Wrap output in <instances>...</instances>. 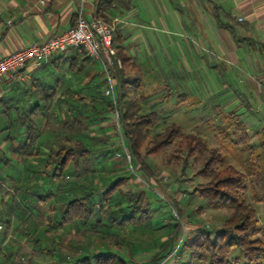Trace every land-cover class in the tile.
Instances as JSON below:
<instances>
[{
    "label": "rangeland",
    "instance_id": "rangeland-1",
    "mask_svg": "<svg viewBox=\"0 0 264 264\" xmlns=\"http://www.w3.org/2000/svg\"><path fill=\"white\" fill-rule=\"evenodd\" d=\"M155 1L157 2L154 3ZM152 3L157 6L154 15L138 19L137 25L141 28L129 27L128 30H134L131 38L135 37V30H137L144 36H162L164 42L172 38L176 43L179 42V47L171 57L167 55L168 51L162 49L156 53L155 57H148L147 52L143 51L146 58H149L145 64L146 67L135 58L147 79L152 78L151 81H154L152 83L149 80L150 83L148 82L145 87V102L141 113H156L159 116L160 122L155 132L162 131L170 124H176L183 128L186 134L194 133L204 137L211 147H221L219 128L224 125L221 118L236 114L232 111V107H229L233 100L234 91L232 90L234 89L222 92L219 89L215 90L214 86L220 85L222 79L228 81V78H231L229 71L223 75V78H220L215 67H221V65L211 64L213 66L208 65L205 69L195 70L192 74L185 75L184 66H188V63L195 68L197 64H200L201 56L219 63L218 54L203 48L199 38L196 37L197 42L193 36H189L183 25L184 18L180 17L188 11L183 6L177 9L174 23H171L166 14L168 12L166 3H161L159 0H153ZM196 21L200 19L197 18ZM126 23L119 25L124 35L126 32L124 28L129 25ZM173 31L181 32L173 36ZM131 38L124 39L123 43L131 44ZM180 46L181 48L185 46L186 50L190 47L192 58L189 57L188 52L184 55ZM83 58L84 55L79 54V59ZM70 64V61H65L60 71L50 69L41 75L47 76L48 73L53 72L56 75L52 76V80H62L58 95L49 110V120L52 123L51 132L56 136L54 141L44 136L41 146L37 148L42 150V162L38 163V160L24 163L21 157L14 155L10 148L11 142L17 144V140L22 137L20 124L16 121L17 111L13 109L10 113H6V104L0 102V156L2 152H6L10 160L7 166L1 163L2 161L0 162V185L2 187L0 188V225L3 226V229H0L2 252L0 253V264H72L86 255H97L110 251L120 256L127 264H156L157 262L158 264H200L192 259L189 252H185L180 259L177 249L175 256L168 262L166 256L170 254L176 241L189 240L199 232L213 234L221 229L226 219L230 217V213L226 209L210 207L206 201L194 196V188L204 183L205 179L195 176L190 168L182 172L180 166L168 162L163 154L146 159L155 174L149 176L152 182V187L149 188L150 183L146 178L134 175L131 165L118 158L117 154L121 151L118 145L120 138L117 137L112 120L109 119L104 125L102 124L103 127L92 130L90 136H86L83 132L66 130L63 122L71 119V115H75L73 112L76 113L77 107H80L73 98V92L79 90L80 94L86 98L85 102L88 105L85 104L86 107L82 105L81 108L91 118H94V106L103 109L107 104L106 100L101 99L102 87L98 90L100 93H89L88 89L102 84L101 66L88 61L83 73H77L70 70ZM227 68L229 69V66L224 67L225 70ZM152 71L154 73L150 74ZM87 74H92L93 78L90 80ZM188 78L191 84H188ZM28 83H31V80ZM206 83L214 89L211 96L204 88ZM168 85L170 88H165ZM7 86L6 84L3 87ZM181 86L183 89L180 88ZM23 88L21 87L20 90ZM119 90L121 92L120 87ZM28 92L20 94L24 98L19 102L21 111H26L31 106L27 102L30 97ZM240 93L242 95L244 91L240 89ZM16 94L17 91H12L4 97L8 105L14 106L13 101H18ZM168 94L171 95L170 98L166 97ZM177 95H185L189 99L179 104ZM60 99H63L64 103H59ZM242 99L250 105L242 103L239 106L240 112L243 111L239 114V119L247 124L251 142L259 148V154L264 160V149L258 141L259 134L264 129V101H261V105H256L254 98L249 94H245ZM212 117L213 120L210 119ZM66 138L73 142L80 139L95 151L107 148V155L103 156V159L90 156L86 163H82L79 176L74 174L65 180L50 183L46 174H41L39 171L44 169L45 159L50 151L64 146ZM224 149L226 159L237 168L244 169L241 153L231 145L226 147L224 145ZM8 177L14 179L15 182L6 183L1 180ZM124 178L128 181L122 184L121 190L126 195L116 194L111 198V203H106L103 208L110 210L112 215L116 216L118 214L116 206L120 204L123 209L128 210L129 202L138 195H142L141 204H144L150 212V219L145 225L128 227L123 230L113 226L111 220L103 218L100 213H97V217L87 227H84L80 221L66 227L59 225L61 212L68 198H81L92 193L95 195L94 203L98 211L102 205L100 201L103 200L104 192L117 180ZM248 182L249 200L253 202V195H263L264 187L257 184L255 177H250ZM250 184H254V187L252 188ZM17 189H19V194ZM50 193L54 194V198L47 203L41 202L40 198L46 199ZM14 194L16 197L13 196ZM14 198L15 206L13 205ZM51 206H54V210L50 208ZM255 207L260 220L264 223V205L255 204ZM119 218H122V215ZM8 220L11 223V230H7ZM176 227L179 232L177 239L174 237ZM115 235L120 238L122 249L116 246L113 237ZM259 238L264 240V235ZM160 260L163 261L159 262Z\"/></svg>",
    "mask_w": 264,
    "mask_h": 264
},
{
    "label": "trees",
    "instance_id": "trees-1",
    "mask_svg": "<svg viewBox=\"0 0 264 264\" xmlns=\"http://www.w3.org/2000/svg\"><path fill=\"white\" fill-rule=\"evenodd\" d=\"M217 19L221 27L230 29L233 36H236L235 30L228 24H222L218 15ZM117 41L118 36L115 39V47L123 62V69L118 71L117 74L121 88L118 97V110L120 112L122 133L128 151L132 156L133 172L146 178L150 183L149 188H151L152 182L149 176L155 174L150 169L146 159L163 154L168 162L180 166L182 172H186L190 168L195 176L205 179L204 183L198 184L194 188V196L206 201L210 207L226 209L230 213V217L226 219L221 229L213 234L199 232L193 238L183 240L182 243L174 242L170 254L166 257L172 255V252L177 249L180 259H182L185 252H189L192 259L200 264H264V240L259 238V236L264 235V223L260 220L255 207V204L264 205V192L263 195H253L254 203L251 202L249 200L248 182L250 177H255L257 184L264 187V160L259 154V148L251 142L248 127L240 121V116H225L223 119L224 125L219 128V137L223 147H211L204 137L194 133L186 134L183 128L176 124H170L162 131L155 132V128L160 122L159 116L156 113H141L145 102L142 70L126 53L125 49L117 45ZM70 52H76V54L78 52L84 55L83 59L71 58L70 61V70L83 73L85 64L91 59L82 50L74 49ZM63 62H65L63 57H55L50 63L43 64L39 71L32 75L31 83H28L29 85L26 88L15 90L17 91L18 101H13L14 106L8 105L7 100L4 98L0 100L7 106L6 113H10L13 109L17 111L16 121L20 124L22 137L17 140V144L11 142L10 148H12L16 157L22 158L24 163L38 160V163L42 162V150L37 149L38 146H41L44 136L47 139H52L51 141H54L56 136L51 132L52 123L49 120V110L58 95V88L61 86L62 80H52V76L56 75L53 72L48 73L47 76L41 75L50 69L60 71ZM87 76L90 80L93 78L92 74H87ZM100 87L102 89L104 87L103 80L101 85L93 88L89 87V93H100L98 91ZM25 92L30 94L27 102L31 106L28 110L21 111L19 102L24 98L20 94L23 95ZM101 97V99L106 100L107 104L103 109L94 106L93 111H95V114L94 118H91L81 108L82 105L87 104L85 102L86 98L80 94L79 90L73 92V98L79 103L80 107H77L76 113L73 112L75 115H71V119L63 122L65 129L78 133L83 132L86 136H90L92 130L103 127L102 124L104 125L109 119L112 120L115 128L113 120L115 106L112 100L104 95V89ZM62 102L63 99H60L59 103ZM117 137H119L118 132ZM59 139L57 140L58 143ZM258 141L264 149V129L260 132ZM64 144L59 149L50 151L45 159V171L44 169L39 171L41 174H46L50 183L65 180L74 174L79 176L78 173L82 168V163H86L90 156L103 159L102 157H106L108 150L102 148L95 151L80 139L73 142L71 139L66 138ZM118 145H120L119 151L122 152L121 140L118 141ZM224 145L225 147L231 145L241 153L244 169L237 168L226 159ZM0 162L6 166L10 163L6 152H2ZM1 180L6 183L15 182L10 177ZM127 181V178L119 179L104 192L103 200L100 201L102 205L98 211L95 207L96 203H94L95 195L92 193L81 198H68L61 212L59 225L66 227L80 221L84 227H87L97 217V213H100L103 218L111 220L113 226L123 230L128 227L145 225L150 219V212L148 208L144 207V204H141L142 195H138L129 202L128 210L123 209L120 204L116 206V209H118L116 216H113L110 210H104L103 208L106 203L109 204L111 198L116 194L126 195L121 190V186ZM250 185L252 188L254 187V184ZM0 188H2L1 185ZM17 193L19 194V189H17ZM52 198H54V194L50 193L49 197L43 200L40 198V200L47 203ZM15 203L14 198V206ZM50 208L54 210V206ZM180 209L182 210V208ZM121 215L122 218H119ZM10 226L11 223L8 220L7 230L10 229ZM1 227L3 229V226ZM177 227L174 231L175 239L179 236ZM113 237L116 246L122 249L120 238L117 235ZM165 258L162 259L165 260ZM72 264L127 263L116 253L110 251L107 253L101 252L97 255H86L83 258H78Z\"/></svg>",
    "mask_w": 264,
    "mask_h": 264
},
{
    "label": "crops",
    "instance_id": "crops-1",
    "mask_svg": "<svg viewBox=\"0 0 264 264\" xmlns=\"http://www.w3.org/2000/svg\"><path fill=\"white\" fill-rule=\"evenodd\" d=\"M152 1L0 0V58L33 44L44 42L51 36L68 30L74 24L77 10L83 6L88 15L92 11H95L96 15L98 17L100 16V18L102 17L105 21L110 22L115 19H120L123 20V23H129L124 28L126 36L124 32L119 31L117 45L123 47L126 53L142 70L144 78L143 92L145 93V87L152 78L147 79L143 69L136 62L135 58L145 66L148 62V57H155L156 53L161 49L168 51L167 55L171 57L179 47V42L176 43L172 38H168L166 40L167 42H164L162 36H144L142 32L137 30H135V37L131 38L134 30H128V28H138V19L141 20L144 17L154 15L155 8L157 7L154 3L157 1L154 3ZM159 1L166 3V8L168 9L166 14H168V21L171 23H174V15L177 9L183 6V8L188 10L182 16L180 15V17L184 18L183 25L189 36H193L195 41H197L196 37L199 38L203 48L218 54L217 60H219V63L216 60L210 58L207 60L205 59L206 57L203 58L201 56L199 60L200 64H197L195 68L190 63H188V66H184V74L188 76L195 70L205 69L208 65L220 64L221 67H215L220 78H223V75L227 71H229L231 78H228V81L222 79L220 85L217 84L214 88L222 92L224 90L234 89L232 90L234 91L232 93L233 100L229 105V107H232V111L236 113L234 115L239 116L240 113H243V111L240 112L239 107L242 103L249 104L242 99L245 94L253 97L256 105H261V101H264V0ZM217 15L222 24H228L235 30L236 36H233L230 29H225L219 25ZM237 17H242L243 21L239 22ZM197 18L200 21L197 22ZM179 32L181 31H173L172 34L175 36ZM128 37L131 38L130 41L132 43L126 45L123 43V40ZM180 49L184 51V55L188 52L189 57L192 56V49L190 47L186 50L185 46H182V48L180 46ZM143 51L147 52V58ZM59 57H63L64 61H71V58H79V53L71 52L56 58ZM225 66H229V69L227 68L225 70ZM40 67L35 65L28 66L24 72L28 78L27 81L10 82L6 87L8 88L6 95L18 88H26L30 84L28 82L31 80L32 75L39 71ZM153 73V71L150 72V74ZM187 80L188 84L192 83L190 82V78ZM151 82L154 83V81ZM204 85L208 95L211 96L214 89L208 83ZM168 87L170 88V85L165 88ZM180 88L183 89L182 86ZM240 89L244 91L242 95ZM166 97L170 98L171 95L168 94ZM176 98L179 104L189 99L185 95H177ZM213 117L210 119L213 120ZM245 125L247 126V124ZM13 196L16 197V194ZM6 201L8 202L9 200ZM0 253H2L1 247Z\"/></svg>",
    "mask_w": 264,
    "mask_h": 264
},
{
    "label": "built area",
    "instance_id": "built-area-1",
    "mask_svg": "<svg viewBox=\"0 0 264 264\" xmlns=\"http://www.w3.org/2000/svg\"><path fill=\"white\" fill-rule=\"evenodd\" d=\"M238 21L242 22L243 18L239 17ZM121 23H123V20L120 19L110 22L105 21L98 17L95 11L88 15L82 6L76 12L74 25L68 30L55 34L44 42L33 44L1 57L0 100L8 92V88H4V85L14 81H27L28 78L24 72L28 66L35 65L40 67L43 64L50 63L55 57L64 56L74 49L84 51L91 61L99 64L102 68L101 76L104 82V95L109 97L115 106L113 120L121 140L122 152L117 156L127 164H130L132 168V156L128 151L122 133L120 112L118 110L120 84L117 74L118 71L123 69V62L115 47V39L119 34V25ZM134 175L136 174L134 173ZM136 176L138 177V175ZM0 229H2L1 226ZM175 254L176 251L168 257L167 262Z\"/></svg>",
    "mask_w": 264,
    "mask_h": 264
}]
</instances>
